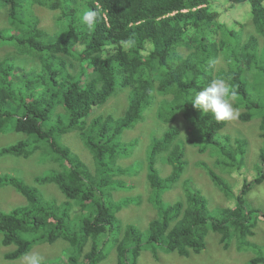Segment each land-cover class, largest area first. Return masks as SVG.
Listing matches in <instances>:
<instances>
[{
	"label": "trees",
	"instance_id": "obj_1",
	"mask_svg": "<svg viewBox=\"0 0 264 264\" xmlns=\"http://www.w3.org/2000/svg\"><path fill=\"white\" fill-rule=\"evenodd\" d=\"M243 2L252 6L253 23L243 22L246 30L235 15L234 22L225 18L232 6ZM35 3L59 9L51 12L57 20L53 35L41 27L40 18L26 15V9ZM4 6L8 15L5 21L0 19V46L7 43L12 49L0 61V128L23 130L34 148L44 147L45 154L60 165L45 170L36 180L55 183L65 197L81 205L72 216L67 201L57 204V198H46L36 186L9 172L0 173V186H15L27 199L10 211L0 210L1 244L15 246L3 253L4 258L19 259L36 244L55 243L59 238L74 249L59 264H78L79 260L96 264L106 257L104 247L118 218L103 188L113 182L125 183L123 178L110 177L116 157L126 152L120 137L143 121L144 110L155 102L157 91L161 96L155 115L166 127L150 143L147 178L150 200L159 216L150 222L146 237L136 225L128 224L114 238L115 264H136L148 243L155 249L179 251L184 257L199 254L206 247L209 228L220 234L226 248L233 237L239 240V250L249 245L252 228L264 219V207L249 203L248 195L264 182V168L256 169L254 163L245 172H257L255 179L235 182L240 188H234L228 175L245 167L242 164L250 149L243 146L246 135L223 132L226 121L217 122L211 113L196 109L191 97L212 79H225L237 92L233 106L241 111V120L261 122L257 128L253 124L251 131L253 143H263L264 94L255 97L259 87H251L264 79V43L259 54L261 42L255 34L256 29L264 37V0H0V15ZM184 8L190 10L184 12ZM92 9L98 16L90 30L81 15ZM28 12L32 14L30 9ZM232 25L240 26L236 33L230 29ZM129 40L133 41L130 45L125 43ZM61 54L77 61V67H69ZM20 55L36 64L28 69L18 66ZM17 69L20 87L12 81ZM117 86L128 87L122 105L111 101L118 95ZM108 101L111 103L104 110ZM114 105L121 107L119 113L109 111ZM177 116L190 129L184 138L174 125ZM75 129L84 136L95 170L59 140ZM196 146H201V153L209 148L213 166L220 170H206L221 193L234 199L235 206L220 203L216 210L211 209L199 191L187 187L190 176L182 180L184 191L187 187L184 199L169 202L163 198L181 179L189 152ZM4 152L30 153L26 144L5 146ZM260 156L264 164L261 150L255 158ZM160 157L172 166L170 174H162ZM88 240L90 249L80 255ZM55 258L47 257L42 264H54ZM257 260L263 258L249 264Z\"/></svg>",
	"mask_w": 264,
	"mask_h": 264
},
{
	"label": "rangeland",
	"instance_id": "obj_2",
	"mask_svg": "<svg viewBox=\"0 0 264 264\" xmlns=\"http://www.w3.org/2000/svg\"><path fill=\"white\" fill-rule=\"evenodd\" d=\"M246 7L247 10L244 12ZM29 9L31 10L33 16H35L36 18H40L41 27L47 29L48 32L52 33L53 35L57 30V26L54 23H57V20L54 18V16L51 15L50 10L44 6L38 5L37 3L29 6V8L26 9L27 12ZM226 13L227 14L225 15V18L229 16V19L231 17H234L235 15L237 19L245 23L250 22V25H252L253 23L251 6L248 2L236 4L232 6L230 11H227ZM0 19L5 21V12L2 13ZM258 40L259 43L261 42V45L259 44V47L261 51H263L262 45L264 43V38L259 36ZM8 49H12L11 44L0 46V61L4 59ZM61 55H63L64 60L67 62L69 67H71L72 69L77 67V61H75L74 59L72 60L68 55ZM69 60H71L70 64ZM218 61L220 60L217 58V64L219 63ZM32 64L35 65L36 61L34 62L28 60L25 55H20L18 66L28 69ZM217 67H219V65H217ZM256 85L260 86L259 83H256ZM261 89L263 96L264 82L261 85ZM159 99L160 96L155 99V102L147 110L146 118L142 122L138 123L133 128H127L120 137V140L126 146V153L124 156H117L116 164L111 165V168L113 169V171H115L113 177L115 179L123 178L125 183L119 186L117 182H113L111 186L117 190L111 188V191L110 189L103 188L109 194L112 192L111 203L116 210L118 222H116L115 230L112 233V238H110L109 242L104 247L106 257L98 261L96 264L116 263L117 253L114 238L120 235V233L124 231L125 227L128 224L136 225L141 230V232L145 234L146 237L149 232V221L151 219L154 220L159 215L157 207L154 206V204L150 200L152 192L147 178L148 169L146 163L147 152L150 148V143L153 141V138L155 136L161 135L166 127V125H164L162 121L158 120L155 115ZM111 101H117L119 105H122V101L119 99V95H115L114 99H112ZM111 101H108V103L103 107L104 110L109 107L108 105L111 103ZM113 111L115 113H118L119 109L114 108ZM255 120L256 119H254L253 123L257 128V122ZM178 123L183 125H181L183 130L182 137L184 138L185 136H188L190 133V129L187 128L189 127L188 124L180 117L177 118V120L174 122V125L176 126V124L178 125ZM228 124L223 129V131L226 133H231L232 131H234L238 134L244 132L248 135V132L251 130V125L244 126V123L242 122H239L237 124V122L234 121L233 123L229 125ZM22 137V133L17 132L13 129L7 132L0 131V148L3 146L11 145L17 142ZM59 140L64 145L71 147L74 153H77V156L82 158L92 170L96 169V162L90 151L87 149V146L85 145L84 136L81 135V133L77 129L62 134ZM133 141L134 143L132 144ZM243 146L246 147V144H244ZM189 147H192V145H190ZM198 148H201V146H196L191 149L192 152H189V163L186 171L176 184L175 188H171L162 194L163 198L169 202H174L175 200L185 198L186 189L188 187L193 190L199 191L207 199L208 207H210L211 209L216 210L217 207H219L218 204L220 203L227 206H234V204H232L234 203V199L225 197L221 193L219 188L214 184L213 179L209 176L208 171L206 170V168L208 167H212L213 169H215V167L212 166L214 158L210 155L209 148L203 153L198 152ZM262 149H264V143ZM44 150V147L39 148V150L36 151L28 159L16 157L11 154L0 157V173H14L28 184L36 186L38 189L43 191L46 198L55 197L61 201L64 199V196L55 183L45 182L39 184L34 182L35 175L42 174L45 172V170L57 168L60 165L58 161H55L52 158V155L45 156ZM260 150L261 145L252 144L250 146L248 156L245 157L244 169L238 171V177L231 175L232 178L229 177L228 179L232 182L236 181V183H239L240 181L242 182L243 178L249 174H244L245 170L247 168H251L256 162V169L264 168V164H261L255 158V155ZM161 157L158 162V167L160 168V170H162V174L165 176L171 173L172 166L168 163H165L166 161ZM199 162H202V165H200ZM119 169L125 170L124 174L117 173L120 172L117 171ZM215 170L219 171L220 168H216ZM251 175V178H255L258 174H256V172H253L251 173ZM186 176H190V183H188V186L184 191L182 180ZM233 185L234 188H240L238 187L240 186L239 184L238 186H236V184L233 183ZM262 187L263 189L259 191V189ZM25 201V195L14 188L12 185L8 184L0 186V210L10 211L15 206L22 204ZM248 202L255 206L264 207V182L258 184L255 188L252 189V191H250L248 195ZM76 208H79L78 205H76ZM72 214L74 215V212H72ZM255 230V234L249 238V245L244 246L243 249L239 250V240L236 237L232 238L230 246L226 248L224 247L223 243L220 242V234L209 228V231L206 235L205 249H203L199 254H194L188 257H184L182 253L175 250L163 253L164 251L160 246H157V248L155 249V245L148 243L146 244L145 249L140 254L136 264H249L255 258H263V260H257L256 264H264V220L259 221V223L256 225ZM90 246L91 242H89V244L85 247V251H87ZM12 248H14L13 245H10L8 247L2 246L0 234V264H27L26 260L24 259L26 255L24 257L21 256L19 259H6L3 257V253ZM73 252L74 249L68 246L67 242L64 239L59 238L55 243L44 242L42 244H36L28 253L39 254L43 258L42 261L46 260L47 257H56L55 260L57 261L54 264H59L64 263V259H66L67 255ZM78 264H85V262L83 260H79Z\"/></svg>",
	"mask_w": 264,
	"mask_h": 264
},
{
	"label": "clouds",
	"instance_id": "obj_3",
	"mask_svg": "<svg viewBox=\"0 0 264 264\" xmlns=\"http://www.w3.org/2000/svg\"><path fill=\"white\" fill-rule=\"evenodd\" d=\"M249 3V2H248ZM250 4V3H249ZM33 5V4H32ZM32 5H29V6H32ZM39 5V4H38ZM41 6V5H40ZM46 5H44V7H45ZM250 6H251V4H250ZM47 8V7H46ZM251 8H252V6H251ZM195 8H192V10H194ZM246 10H247V7L245 8ZM7 10H8V7H6V6H4V7H2V13L3 12H5V15H6V17H7ZM50 10V12H52V13H55L56 11H59V9H49ZM51 10H54V11H51ZM190 9H188V8H184V9H182V11H189ZM2 13H1V15H2ZM175 13V12H174ZM1 15H0V18H1ZM26 15L29 17V18H31L32 16H33V14H31V13H29V12H27L26 11ZM97 16H98V12H97V10H85V11H83V13H82V15H81V20H82V23L84 24V25H86L87 26V28L88 29H92L93 27H94V25H95V23H96V18H97ZM229 20L230 21H233L234 22V20H235V18L234 17H231V18H229ZM240 22H242V24H243V21H241V20H239ZM7 26H9V24H6ZM238 27H240V26H234V25H232V26H230V29L231 30H233L235 33H236V30H237V28ZM243 28H244V30H246V29H248L247 28V26H245L244 24H243V26H242ZM253 29H255V28H253ZM255 34H256V36L257 37H262V38H264L263 36H261V35H259L258 34V32L256 31V29H255ZM220 34H217L216 35V37H218ZM230 42H232V39H230ZM126 44H132L133 43V41H131V40H129V41H126L125 42ZM7 44V43H6ZM10 45V44H9ZM258 50H259V54H261L262 53V51H261V49H260V47H258ZM211 63L212 64H215V61H211ZM245 67L246 66H244V69H245ZM264 72V71H263ZM19 73H20V71L17 69V75L13 78V82H14V85H15V87H20V85L22 84L21 83V81H20V78H19ZM263 75H264V73H263ZM262 81V83L264 82V79H262L261 80ZM260 82V81H259ZM262 83L260 82L259 83V85L260 86H257L256 84H252V87L251 88H253V87H259L258 89H257V92H255L253 95L255 96V97H258L259 98V96H261V93H262V89H261V85H262ZM116 88V91L118 92V95L119 96H122V98L120 99L121 101H122V104H123V101H124V98H123V96H125L126 95V93H127V91L126 90H128V87H121V86H117V87H115ZM19 90V89H18ZM115 96V95H114ZM155 96L156 97H158V96H161V94H159V92L157 91L156 92V94H155ZM236 98H237V92H236V90L233 88V87H231L226 81H225V79H223V78H214V79H212L211 81H210V83H208L207 84V86H205V87H203L201 90H199V91H197V92H195L194 93V95L191 97V101H192V103H193V106L196 108V109H200V110H202L203 111V113H205V114H207V113H211V116L212 117H214L215 118V120L217 121V122H225V125H224V127L229 123V124H231V123H233L234 121H236L237 122V124L239 123V122H242V123H244V126L245 125H251V130H252V128H253V124H251V122H249L248 120L247 121H243V120H241V116H240V113H241V111L238 109V108H234V106H233V102L236 100ZM28 99H29V97H28ZM108 103V102H107ZM106 103V104H107ZM110 105V104H109ZM108 105V106H109ZM152 106V104L151 105H149V106H147L146 107V109L144 110V113H143V120L146 118V112H147V110L150 108ZM114 108H116V109H119V112H120V109H121V107L119 106V105H114V106H112L110 109H109V111H113V109ZM57 111H59V107L56 109ZM118 112V113H119ZM177 118H178V116H177ZM256 121V120H255ZM257 122V126L258 127H260V124H261V122H259V121H256ZM139 123V122H138ZM137 123V124H138ZM137 124H135V125H137ZM228 124V125H229ZM134 125V126H135ZM182 124H179L178 123V126L180 127V129L182 130V126H181ZM133 126V127H134ZM176 126H177V124H176ZM255 126V125H254ZM133 127H131V128H133ZM224 127H223V129H224ZM187 128H189V127H187ZM11 129H13V130H15V131H17V132H20V133H22L23 134V137L21 138V139H19L17 142H15V143H13V144H11V145H8V146H6V147H9V146H12V145H16L17 146V148L21 145V144H26L27 145V150L30 152L29 153V155L28 156H23V155H17V154H13V153H10V152H4V153H1V151L4 149V147L5 146H3V147H1L0 148V157H2V156H4V155H7V154H11V155H14V156H16V157H22V158H24V159H28L30 156H32L36 151H38L39 150V148H34V145L33 144H30L29 143V140H30V138H29V136L23 131V130H19L18 128H13V127H10V128H8V130L7 131H9V130H11ZM222 129V130H223ZM249 131L248 133V135L247 134H245L244 132H243V134L244 135H246V138H244V144H246V146H249V148H250V146L252 145V144H254L253 143V135H252V131ZM258 130V132H259V129H257ZM0 131L1 132H7V131H5V130H3V129H1L0 128ZM182 132H183V130H182ZM224 132V131H223ZM260 139H262V138H260ZM255 141L257 142L258 141V138H256L255 139ZM134 143V141L132 142V144ZM263 143H264V139H263ZM263 143L262 142H260L259 143V145H261V151H262V153H263V156H264V149H262V147H263ZM234 144V143H233ZM68 148L74 153V151L72 150V148L71 147H69L68 146ZM250 150V149H249ZM126 153V152H125ZM125 153L124 154H121V156H124L125 155ZM75 154H77V153H75ZM44 155L45 156H47L45 153H44ZM78 155V154H77ZM119 156V155H118ZM246 156H248V155H246ZM250 157H251V154H250ZM257 161H261V156L257 159ZM147 163V162H146ZM245 164V162L242 164V165H244ZM213 166V165H212ZM148 169V168H147ZM125 171V170H124ZM147 172H148V170H147ZM4 173V172H3ZM111 173V175H114L115 173H113V172H110ZM246 172H244V174H245ZM12 175H14V177H17V178H20L19 176H17L16 174H14V173H11ZM148 174V173H147ZM243 174V175H244ZM256 174H258L257 172H256ZM231 175L232 176H235V177H238V175H239V173H238V171H235L234 173H232V174H229L228 175V177H231ZM39 176H41V174H37V175H35L34 176V182L35 183H41V181H39V180H36L37 178H39ZM251 173H249L246 177H244L243 179H247V180H251L252 178H251ZM232 178V177H231ZM251 178V179H250ZM21 179V178H20ZM255 179V178H254ZM236 181H234L233 183H235ZM27 183V182H26ZM178 183V182H177ZM28 184V183H27ZM112 184V183H111ZM30 185V184H29ZM14 188H16L15 186H13ZM176 187V185L173 187V188H175ZM111 188L112 189H115L114 187H112L110 184H109V186H108V188L107 189H110L111 190ZM17 189V188H16ZM58 189H59V187H58ZM18 190V189H17ZM60 190V189H59ZM103 190H105V189H103ZM115 190H117V189H115ZM61 191V190H60ZM112 191V190H111ZM105 192H106V194L108 195V201H110V203H111V199H112V192L109 194V193H107V191L105 190ZM250 192V191H249ZM97 193H98V191H97ZM99 194V193H98ZM63 196H64V199L63 200H58V198L56 199V203L57 204H63V203H65L66 201H67V203H69L70 205H71V207H72V210H71V214H72V212H77V211H80L81 210V205H79L77 202H75V201H73V200H70V199H68L67 197H65V195L64 194H62ZM181 195V194H180ZM25 198H26V196H25ZM182 199H184V198H182ZM27 200V199H26ZM178 200H180V199H178ZM171 202V201H170ZM22 204H26V201L24 202V203H22ZM112 204V203H111ZM76 205H78V207L79 208H76ZM113 206V205H112ZM234 206H235V204H234ZM255 206V205H254ZM114 207V206H113ZM77 214H75L74 213V215L72 214V216H76ZM159 216V215H158ZM158 216L156 217V218H158ZM260 220H264V219H260ZM152 221V219L149 221V223H148V226L150 225V222ZM255 228H256V226H255ZM255 228H252V230H253V232H254V234H255ZM126 230V227H125V229H124V231ZM253 234V235H254ZM252 235V236H253ZM252 236H250V237H252ZM249 237V238H250ZM248 238V239H249ZM63 239V238H62ZM65 240V239H64ZM66 241V240H65ZM89 242H90V240H88V242L85 244V246H84V248H83V251H82V253L80 254V255H84L87 251H85V247L89 244ZM249 242H250V239H249ZM49 243V242H48ZM67 244H68V246H70L69 245V243L67 242ZM11 245H13V244H11ZM13 247L15 248V246L13 245ZM71 247V246H70ZM91 247V246H90ZM164 252L163 253H167V251H165V250H163ZM28 252H30V250L28 251ZM26 253L24 256H22V257H24V259L26 260V262H27V264H42V257L39 255V254H37V253H32V254H30V253ZM169 252V251H168ZM7 259V258H6ZM86 264H88V262L86 263Z\"/></svg>",
	"mask_w": 264,
	"mask_h": 264
}]
</instances>
